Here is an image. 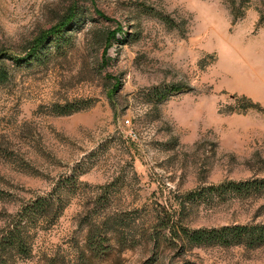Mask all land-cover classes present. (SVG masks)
Listing matches in <instances>:
<instances>
[{"label": "rangeland", "instance_id": "rangeland-1", "mask_svg": "<svg viewBox=\"0 0 264 264\" xmlns=\"http://www.w3.org/2000/svg\"><path fill=\"white\" fill-rule=\"evenodd\" d=\"M0 58V227L57 186L62 207L16 264H264V245L147 238L169 216L264 223V185L197 195L264 182V0H0Z\"/></svg>", "mask_w": 264, "mask_h": 264}, {"label": "trees", "instance_id": "trees-1", "mask_svg": "<svg viewBox=\"0 0 264 264\" xmlns=\"http://www.w3.org/2000/svg\"><path fill=\"white\" fill-rule=\"evenodd\" d=\"M225 1L230 5L233 16H236L237 12L241 11L249 0ZM76 22H78L77 19L74 20V23ZM60 33L61 30H58L52 36L55 37L60 35ZM46 40L40 42L39 45L33 46L24 56L14 58L15 61L20 63L33 58L39 59L44 53ZM8 77L9 72L5 67L4 61L0 58V84L7 81ZM164 94H161L160 97ZM263 185L264 182L230 181L217 186H209L204 189L202 193H198L197 195L201 197L205 193H222L227 191L242 194L248 193L253 189H260ZM59 187L60 186H57L53 193L37 196L33 200L22 204L15 213L9 214L4 226L0 227V264H16L19 259L26 258L30 254L32 248L33 231L43 224H53L58 218L62 210L57 195ZM197 195L193 192H189L186 194L185 199L188 203H194ZM158 225L159 228L152 233V236L150 235L151 233H147L148 241H151L152 244L155 245L158 243V238L162 230H165L166 234L172 237H177L183 243L194 246L245 245L249 248H257L264 245V223L231 224L210 228H189L181 224L178 225V223L169 216L167 218H160ZM90 227L91 228H89L87 232V244L92 252L97 246L103 244L102 241L108 238H105V236L99 232L94 235L96 231L94 225L90 224ZM111 232L114 235L117 229L113 227Z\"/></svg>", "mask_w": 264, "mask_h": 264}]
</instances>
